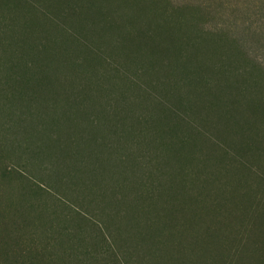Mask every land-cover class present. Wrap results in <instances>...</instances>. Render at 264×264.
<instances>
[{
    "label": "rangeland",
    "instance_id": "rangeland-1",
    "mask_svg": "<svg viewBox=\"0 0 264 264\" xmlns=\"http://www.w3.org/2000/svg\"><path fill=\"white\" fill-rule=\"evenodd\" d=\"M0 17V264H264V0Z\"/></svg>",
    "mask_w": 264,
    "mask_h": 264
},
{
    "label": "trees",
    "instance_id": "trees-1",
    "mask_svg": "<svg viewBox=\"0 0 264 264\" xmlns=\"http://www.w3.org/2000/svg\"><path fill=\"white\" fill-rule=\"evenodd\" d=\"M72 7V6H71ZM70 7V8H71ZM6 8V7H5ZM36 10H38V9H36ZM35 10V11H36ZM74 10H75V8H71L69 11H68V13H70V14H73V12H74ZM45 13H46V10H43ZM38 12H40V11H38ZM41 13V12H40ZM45 13H42V14H45ZM46 16H47V14H45ZM7 17H4V19H6ZM8 19V18H7ZM0 20H1V28H2V31L4 30V29H6V27H7V24L3 21V19H1V17H0ZM9 20V19H8ZM17 21V18L14 16V18L12 19V22L10 23L11 25H9L8 26V28H11L12 27V25H13V23H15ZM123 41V40H122ZM123 43V42H122ZM1 64H3V62H2V60H0V65ZM2 67H4V68H6L5 67V65H1ZM176 71V70H175ZM13 78V77H12ZM15 78H16V80H17V77L15 76ZM36 111H39V110H36Z\"/></svg>",
    "mask_w": 264,
    "mask_h": 264
}]
</instances>
